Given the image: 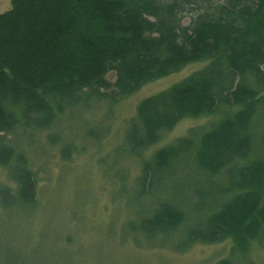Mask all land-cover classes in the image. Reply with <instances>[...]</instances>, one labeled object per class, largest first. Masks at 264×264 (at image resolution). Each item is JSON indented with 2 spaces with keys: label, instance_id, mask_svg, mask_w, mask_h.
<instances>
[{
  "label": "trees",
  "instance_id": "obj_1",
  "mask_svg": "<svg viewBox=\"0 0 264 264\" xmlns=\"http://www.w3.org/2000/svg\"><path fill=\"white\" fill-rule=\"evenodd\" d=\"M199 60L129 122L126 144L142 160L135 197L154 204L129 226L179 250L229 239L244 259L264 248V0H11L0 13V164L17 186H0L2 206L37 199L36 173L8 136L49 130L91 97L119 101ZM209 114L220 117L142 156L180 120Z\"/></svg>",
  "mask_w": 264,
  "mask_h": 264
},
{
  "label": "rangeland",
  "instance_id": "obj_2",
  "mask_svg": "<svg viewBox=\"0 0 264 264\" xmlns=\"http://www.w3.org/2000/svg\"><path fill=\"white\" fill-rule=\"evenodd\" d=\"M10 7L11 0H0V13ZM190 20V16L183 18L185 24ZM206 63H187L116 102L91 97L59 117L49 130L8 136L27 156L38 184L33 205L5 208L0 202V264H216L226 256L236 264H264V248L258 244H252L242 259L231 254L229 239L195 242L179 250L173 239H147L129 226L154 205L150 198L135 197L142 160L125 141L137 105ZM106 78L115 81L116 72L109 71ZM219 117L180 120L161 132L142 156L150 157L157 148L188 135L190 128L209 127ZM52 132L59 133L60 142L47 138ZM66 143L73 148L69 159L62 153ZM0 186H17L9 167L1 164Z\"/></svg>",
  "mask_w": 264,
  "mask_h": 264
}]
</instances>
